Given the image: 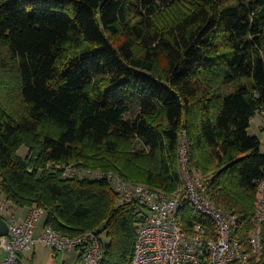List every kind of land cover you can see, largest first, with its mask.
<instances>
[{
	"label": "trees",
	"instance_id": "1",
	"mask_svg": "<svg viewBox=\"0 0 264 264\" xmlns=\"http://www.w3.org/2000/svg\"><path fill=\"white\" fill-rule=\"evenodd\" d=\"M258 113L264 0H0V188L63 235H103L102 264L132 263L143 211L109 173L174 195L183 135L189 169L247 246L264 180ZM190 206L185 230L214 236Z\"/></svg>",
	"mask_w": 264,
	"mask_h": 264
},
{
	"label": "built area",
	"instance_id": "2",
	"mask_svg": "<svg viewBox=\"0 0 264 264\" xmlns=\"http://www.w3.org/2000/svg\"><path fill=\"white\" fill-rule=\"evenodd\" d=\"M180 142L183 184L174 195L109 173L113 187L122 199L137 200L143 205L131 264H257L264 254V180L259 184L257 194L255 227L245 246L234 234L239 225L238 216L218 207L209 196V180L191 172L188 167L186 135L181 137ZM66 173L85 177L103 176L101 171L82 169L74 164L68 165ZM187 202L214 221V236L206 235L200 224L194 226L192 233L185 230L179 221V213ZM44 216L43 208L34 207L24 221L10 219L9 233L0 236L1 246L6 252L2 264H21L22 252L33 249L39 243L56 250L63 257L76 252L78 256L72 264H102L103 235L96 231L76 236L63 235L51 225H45L37 235L36 227Z\"/></svg>",
	"mask_w": 264,
	"mask_h": 264
},
{
	"label": "crops",
	"instance_id": "3",
	"mask_svg": "<svg viewBox=\"0 0 264 264\" xmlns=\"http://www.w3.org/2000/svg\"><path fill=\"white\" fill-rule=\"evenodd\" d=\"M258 115V114H257ZM256 115V116H257ZM263 116L262 126L264 122V113H260ZM256 116L251 120V124L256 120ZM258 117V116H257ZM0 216L4 217L8 222L11 218H15L17 221H24L29 215L33 207H19L15 205L11 200H8L0 188ZM45 226V219L41 221L36 227V234L39 235ZM6 252L0 243V264L5 259ZM78 254L71 252L66 256H61L56 250L39 243L34 246L33 249L22 252L21 264H72L76 261ZM74 259L72 260V258Z\"/></svg>",
	"mask_w": 264,
	"mask_h": 264
},
{
	"label": "rangeland",
	"instance_id": "4",
	"mask_svg": "<svg viewBox=\"0 0 264 264\" xmlns=\"http://www.w3.org/2000/svg\"><path fill=\"white\" fill-rule=\"evenodd\" d=\"M258 116V117H257ZM256 116V120L252 122L250 128H249V132L252 135H257L261 141H262V145H261V150L262 152H264V122H263V126H262V121H263V116L260 115V113H258V115ZM19 153L22 156H26L28 153V148L27 147H23L21 148V150L19 151ZM192 208V211L194 212V214L199 218H206V216H204L201 212H199L195 206L193 204H191L190 206ZM45 218V216L43 217V219ZM43 219L41 221H43ZM103 243L105 245V239L103 238ZM74 259V257L72 258V260Z\"/></svg>",
	"mask_w": 264,
	"mask_h": 264
},
{
	"label": "water",
	"instance_id": "5",
	"mask_svg": "<svg viewBox=\"0 0 264 264\" xmlns=\"http://www.w3.org/2000/svg\"><path fill=\"white\" fill-rule=\"evenodd\" d=\"M9 222L2 216H0V236H5L9 233Z\"/></svg>",
	"mask_w": 264,
	"mask_h": 264
},
{
	"label": "bare ground",
	"instance_id": "6",
	"mask_svg": "<svg viewBox=\"0 0 264 264\" xmlns=\"http://www.w3.org/2000/svg\"><path fill=\"white\" fill-rule=\"evenodd\" d=\"M1 205V204H0ZM208 218H210V217H208ZM211 219V218H210Z\"/></svg>",
	"mask_w": 264,
	"mask_h": 264
}]
</instances>
